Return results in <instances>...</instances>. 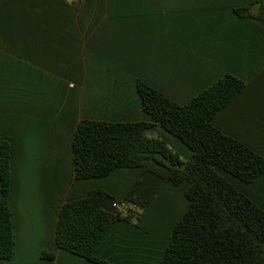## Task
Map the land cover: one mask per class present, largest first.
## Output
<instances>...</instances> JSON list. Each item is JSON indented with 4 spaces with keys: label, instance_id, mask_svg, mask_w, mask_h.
Wrapping results in <instances>:
<instances>
[{
    "label": "crops",
    "instance_id": "crops-1",
    "mask_svg": "<svg viewBox=\"0 0 264 264\" xmlns=\"http://www.w3.org/2000/svg\"><path fill=\"white\" fill-rule=\"evenodd\" d=\"M255 1L0 0V141L10 144L15 240L0 264H95L56 244L62 206L92 189L108 193L104 210L129 217L112 223L94 256L161 264L190 207L189 182L171 184L155 162L98 178L74 171L80 121L153 122L139 81L184 105L226 74L242 79L212 124L264 158V22L235 12ZM146 135L184 161L193 155L159 123ZM217 171L264 212V173L246 183Z\"/></svg>",
    "mask_w": 264,
    "mask_h": 264
},
{
    "label": "trees",
    "instance_id": "trees-1",
    "mask_svg": "<svg viewBox=\"0 0 264 264\" xmlns=\"http://www.w3.org/2000/svg\"><path fill=\"white\" fill-rule=\"evenodd\" d=\"M241 17L264 22V1L238 8ZM245 86L226 74L181 105L144 82H137L143 109L192 151L184 161L160 138L148 137L153 122L83 120L73 135L77 179L109 175L117 168H146L155 162L168 169L173 185L189 182L190 207L177 222L161 264H264V212L217 171L220 168L249 183L264 173V158L212 124L218 111ZM10 144L0 141V260L14 255L10 196ZM108 193L92 189L83 199L65 203L56 224L59 248L95 264H112L94 249L117 220L129 218L101 207ZM124 207V205H121ZM42 258L53 259L44 251Z\"/></svg>",
    "mask_w": 264,
    "mask_h": 264
},
{
    "label": "rangeland",
    "instance_id": "rangeland-1",
    "mask_svg": "<svg viewBox=\"0 0 264 264\" xmlns=\"http://www.w3.org/2000/svg\"><path fill=\"white\" fill-rule=\"evenodd\" d=\"M154 138H156V137H154ZM169 147H170V149L173 150V151L176 150V149H174V148L172 149L170 145H169ZM174 152H176V151H174ZM182 160H183V159H182Z\"/></svg>",
    "mask_w": 264,
    "mask_h": 264
},
{
    "label": "built area",
    "instance_id": "built-area-1",
    "mask_svg": "<svg viewBox=\"0 0 264 264\" xmlns=\"http://www.w3.org/2000/svg\"><path fill=\"white\" fill-rule=\"evenodd\" d=\"M114 206H115V207H117V206H118V204H117V203H115V204H114Z\"/></svg>",
    "mask_w": 264,
    "mask_h": 264
},
{
    "label": "water",
    "instance_id": "water-1",
    "mask_svg": "<svg viewBox=\"0 0 264 264\" xmlns=\"http://www.w3.org/2000/svg\"><path fill=\"white\" fill-rule=\"evenodd\" d=\"M68 1H71V0H68Z\"/></svg>",
    "mask_w": 264,
    "mask_h": 264
}]
</instances>
